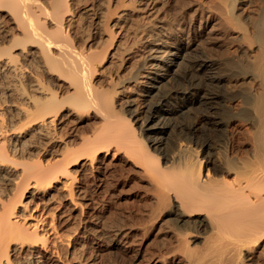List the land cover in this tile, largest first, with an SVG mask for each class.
Instances as JSON below:
<instances>
[{"label": "bare ground", "instance_id": "obj_1", "mask_svg": "<svg viewBox=\"0 0 264 264\" xmlns=\"http://www.w3.org/2000/svg\"><path fill=\"white\" fill-rule=\"evenodd\" d=\"M204 1L0 0V264H264V2Z\"/></svg>", "mask_w": 264, "mask_h": 264}, {"label": "rangeland", "instance_id": "obj_2", "mask_svg": "<svg viewBox=\"0 0 264 264\" xmlns=\"http://www.w3.org/2000/svg\"><path fill=\"white\" fill-rule=\"evenodd\" d=\"M164 3L163 1L165 0H157L159 6H162V3ZM204 1V0H203ZM207 3L211 4V1L212 0H205ZM204 1V2H205ZM247 1V0H246ZM205 2V3H206ZM248 2V1H247ZM264 0H251V2H248L247 4H242V6L240 7H243L241 8L242 10H240L239 8V11H243V13L245 12H248V11H251V10H254L256 9L257 7H259V5H262L264 3ZM256 3V4H255ZM259 3V4H258ZM262 3V4H261ZM120 4H118V7H119ZM248 5V6H247ZM102 6V5H99V7ZM121 6V5H120ZM124 6H122L121 8H123ZM247 7V8H246ZM101 8V7H100ZM119 8V9H121ZM118 9V8H117ZM250 9V10H249ZM246 10V11H245ZM117 29V28H116ZM115 29V30H116ZM113 30L112 33H110L111 31H109L110 34H112V38L110 39L111 42H113V44L111 43V46L113 47L116 43H117V40H118V36H119V33H116V31ZM109 40V42H110ZM113 40V41H112ZM184 43L186 42V39H184ZM219 44H216L214 45L213 47H207L206 45L207 44V41H202V45H201V42H200V45L199 48H208L206 49L207 52H210L212 55H222L226 52V50L228 49V51H234L236 45L234 46V43L229 46L230 44L228 43H225L224 42V39H220L219 40ZM222 41L224 44H222ZM108 42V44H110ZM198 43V42H197ZM206 44V45H205ZM220 44H222L223 46H221ZM205 45V46H204ZM225 46H228V47H225ZM230 49V50H229ZM222 50V51H221ZM224 51V52H223ZM195 55L194 53H192V56ZM240 56V58H238L236 60V64L239 62H243V63H247L248 61V58H246V56ZM242 58V59H241ZM244 58V59H243ZM240 60V61H238ZM238 61V62H237ZM181 81V82H180ZM183 80L182 79H178V80H175L172 82V85L174 86H182L183 85ZM249 85V84H248ZM247 84H241V85H238V92L236 93L237 97L234 99V101H221V100H217L215 103V105H220V104H223L224 102L227 104H235L236 102L238 101H242L248 94V89H249V86ZM128 93H130L131 91V87L129 89H127ZM222 102V103H221ZM233 102V103H232ZM186 119L185 121H187V117H182L180 120L183 121L184 123H186L184 121V119ZM95 120V119H94ZM93 120V125L96 124L97 126L100 125V121L99 120H96V122H94ZM98 121V122H97ZM86 125L84 124L83 127L86 129L85 132H87L88 134H91V132L94 129L93 125ZM91 126V127H90ZM96 126V127H97ZM90 127V128H88ZM219 128L220 127H216V126H210V129L208 130H204L202 135L203 137L205 136L206 138L208 137L209 140L213 143L217 140V135L219 134ZM84 129V130H85ZM92 129V131L90 130ZM169 136V135H168ZM166 136L165 137V140H167L168 142L170 141V138L171 137H168ZM168 137V138H167ZM211 138V139H210ZM166 141V142H167ZM105 147L103 148V151H102V155L105 154ZM114 152V151H113ZM110 154V156H112V153ZM133 184V183H132ZM128 184L127 186H125L124 188H121L119 187L118 190L116 191V195L114 196V199L112 200V202L110 203V209L107 211V213H105L103 215V218H102V221L105 223V225H107L108 222H112L114 226V228H120L121 227V234L122 235H128L130 237H132V235L134 234V231H135V226L131 224V221L133 220V218L139 214V212H141L144 207H145V203L144 201L139 197V194L143 193V190L140 188V185L141 184ZM139 186V187H138ZM134 187V188H133ZM126 189V190H125ZM141 189V190H140ZM123 192V193H120V192ZM59 200V201H58ZM58 201V202H57ZM65 200H63L64 202ZM60 201L59 198H55V201H54V206L56 207H62V203ZM61 204V205H60ZM138 205V206H137ZM142 205V206H141ZM60 207V208H61ZM140 209V210H139ZM112 211V212H111ZM121 213V214H120ZM124 213V214H123ZM131 213V214H130ZM114 215V216H113ZM113 218V219H112ZM122 218V219H120ZM128 218V219H127ZM112 219V220H111ZM107 220V221H106ZM125 222H124V221ZM119 221V222H118ZM121 221V222H120ZM123 223V224H122ZM125 223V224H124ZM155 248V245H152V244H148V250H152ZM122 248L121 247H118V246H114L112 247L111 249L105 251L104 255L102 256L103 260H101V264H148V262L146 260H138V259H134L133 258H128V259H123L122 256ZM75 264V263H73Z\"/></svg>", "mask_w": 264, "mask_h": 264}]
</instances>
